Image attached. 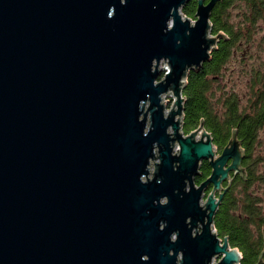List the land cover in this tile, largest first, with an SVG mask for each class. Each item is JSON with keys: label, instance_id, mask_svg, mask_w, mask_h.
<instances>
[{"label": "water", "instance_id": "1", "mask_svg": "<svg viewBox=\"0 0 264 264\" xmlns=\"http://www.w3.org/2000/svg\"><path fill=\"white\" fill-rule=\"evenodd\" d=\"M190 1L0 0V264H241L214 230L237 131L220 153L204 122L183 132L188 76L226 38L222 0L195 20Z\"/></svg>", "mask_w": 264, "mask_h": 264}, {"label": "trees", "instance_id": "2", "mask_svg": "<svg viewBox=\"0 0 264 264\" xmlns=\"http://www.w3.org/2000/svg\"><path fill=\"white\" fill-rule=\"evenodd\" d=\"M242 5L241 21L232 22L230 10ZM197 0H191L183 8L185 16L195 20ZM212 34L224 33L211 54V60L198 71L192 70L184 89V133L195 130L201 122L212 133L214 145L219 151L227 145L236 130L245 151L242 166L245 176L235 175L215 217V228L220 238H228L232 247L242 253L241 264H257L264 260V215L254 195L253 187L260 178L257 175L253 154L257 133L264 126V73L256 69L250 74L247 89L250 93L247 105L241 107V99L235 91L217 97L216 84L226 75L228 65L237 57V50L251 45L259 22H264V0H222L212 11ZM259 86L258 94L256 92ZM211 174V167L204 161L196 183L201 184ZM241 187V190L238 188Z\"/></svg>", "mask_w": 264, "mask_h": 264}, {"label": "rangeland", "instance_id": "3", "mask_svg": "<svg viewBox=\"0 0 264 264\" xmlns=\"http://www.w3.org/2000/svg\"><path fill=\"white\" fill-rule=\"evenodd\" d=\"M241 9L242 5L237 4L230 10L232 22L238 23L241 21ZM162 67L167 68V65L163 62ZM256 67H260L262 71L264 70V22H260L257 30H255L251 45H245L241 50H237V57L228 65L225 77L221 78L218 85L216 84L217 97L222 96L224 92L228 93L230 91H235L241 99V107L244 108L248 103L250 95L247 89L248 79ZM170 101H172V99ZM171 105L172 102L169 103L168 107ZM169 110L168 108L166 109L167 112ZM218 153H220V151ZM253 160L256 161L257 175L260 179L257 180L252 191H254L255 196L261 198L259 206L264 215V126L257 134ZM154 171L155 168L151 170V174H153ZM231 178L233 177L231 176ZM238 189L241 190V187ZM209 191L210 190L207 191V194Z\"/></svg>", "mask_w": 264, "mask_h": 264}, {"label": "flooded vegetation", "instance_id": "4", "mask_svg": "<svg viewBox=\"0 0 264 264\" xmlns=\"http://www.w3.org/2000/svg\"><path fill=\"white\" fill-rule=\"evenodd\" d=\"M258 25H260V22H259ZM255 69L257 70L258 73H264V70L262 71V69H261L260 67H256ZM258 89H259V86H257V90H256L257 94H258ZM257 134H258V133H257ZM206 162H208V161H206ZM208 163H209V162H208ZM209 165H210V164H209ZM210 167H211V166H210ZM211 171H212V168H211ZM230 175L233 177V178H232V182H233L235 175H234V173H231ZM227 185H228V182H225V183H224V187H227ZM210 191H211V189H210ZM210 191H209V193H210ZM227 192H228V191H227ZM227 192H226V193H227ZM225 196H226V194H225ZM225 196H224V198H225ZM224 198H223V199H224Z\"/></svg>", "mask_w": 264, "mask_h": 264}, {"label": "bare ground", "instance_id": "5", "mask_svg": "<svg viewBox=\"0 0 264 264\" xmlns=\"http://www.w3.org/2000/svg\"><path fill=\"white\" fill-rule=\"evenodd\" d=\"M218 44H219V43H218ZM187 81H188V80H187ZM169 98H170V97H169ZM164 99H165V100H164L163 102H164L165 104H167V106H168L169 103L171 102L170 99H168L167 96H164ZM185 102H186V101H185ZM164 103H163V104H164ZM167 108L169 109L170 107H167ZM183 119H185V117H184ZM183 132H184V130H183ZM184 134H185V133H184Z\"/></svg>", "mask_w": 264, "mask_h": 264}, {"label": "built area", "instance_id": "6", "mask_svg": "<svg viewBox=\"0 0 264 264\" xmlns=\"http://www.w3.org/2000/svg\"><path fill=\"white\" fill-rule=\"evenodd\" d=\"M214 230H216V228H214Z\"/></svg>", "mask_w": 264, "mask_h": 264}]
</instances>
